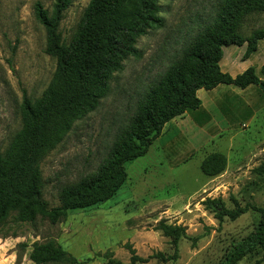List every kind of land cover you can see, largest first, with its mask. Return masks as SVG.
Here are the masks:
<instances>
[{
  "label": "rangeland",
  "instance_id": "374dc122",
  "mask_svg": "<svg viewBox=\"0 0 264 264\" xmlns=\"http://www.w3.org/2000/svg\"><path fill=\"white\" fill-rule=\"evenodd\" d=\"M91 0H73L59 23L62 42L70 44ZM40 2L52 16L58 0H0V151L22 127L25 97L36 99L49 86L57 60L46 53L47 32L36 17ZM163 26L140 37L139 56L123 61L111 91L99 107L76 121L71 131L40 164L43 195L60 205L64 188L91 178L109 157L120 134L135 117L139 103L216 18L221 0H159ZM264 28V13L247 15L240 32L249 36ZM247 46V45H246ZM237 48V45L234 46ZM258 55L264 60V47ZM234 55V59H235ZM235 71V70H234ZM264 73V68H263ZM258 76L262 75L261 69ZM167 131L144 157L126 164L128 180L102 205L72 210L56 224L47 219L23 222L13 212L0 228V264H32L35 243L55 240L80 264H222L233 245L261 223L264 175V111L235 132H222L209 146L167 147ZM192 150V149H191ZM227 156L226 170L214 177L201 170L211 153ZM222 200L233 210L249 211L222 222L207 201ZM165 220L184 226L187 237L178 248L158 229ZM25 244V247L22 245ZM237 264H264L259 249Z\"/></svg>",
  "mask_w": 264,
  "mask_h": 264
},
{
  "label": "trees",
  "instance_id": "16d2710c",
  "mask_svg": "<svg viewBox=\"0 0 264 264\" xmlns=\"http://www.w3.org/2000/svg\"><path fill=\"white\" fill-rule=\"evenodd\" d=\"M72 2L58 0L52 16L40 2L35 5L36 17L47 32L45 51L56 58L57 68L42 96L25 97L22 127L8 148L0 151V228L13 212L23 222L41 217L56 224L69 211L93 209L113 198L128 180L126 164L144 157L168 123L201 107L199 89L212 90L221 84L246 88L255 84L264 91V80L255 68L232 76L220 66L225 46L246 44L244 58L257 51L264 39V28L253 30L249 36L243 35L240 28L247 15L264 13V0H221L213 23L139 103L130 126L117 138L96 174L64 188L60 205L51 207L43 195L41 162L76 121L95 111L108 96L123 61L131 55L139 56V38L154 26L164 25L159 0H91L73 40L65 44L58 29ZM227 163L225 154L214 152L203 160L201 170L206 176H218L226 170ZM254 171L264 175V163ZM207 204L219 222L225 217L235 220L249 211V206L230 210L220 199H209ZM158 229L172 239L176 248L187 237L186 227L170 225L165 220ZM259 249H264V211L259 226L233 245L222 264H237ZM137 259L134 256L132 264H137ZM30 260L32 264H80L53 239L35 243Z\"/></svg>",
  "mask_w": 264,
  "mask_h": 264
},
{
  "label": "crops",
  "instance_id": "0c3cea01",
  "mask_svg": "<svg viewBox=\"0 0 264 264\" xmlns=\"http://www.w3.org/2000/svg\"><path fill=\"white\" fill-rule=\"evenodd\" d=\"M229 45L223 48L220 66L223 72L232 76L244 73L249 68L261 69V80H264V60L258 55L264 47L260 40L258 49L250 57L244 58L247 46ZM234 55L235 59H234ZM235 70V71H234ZM198 97L202 105L199 109L189 110L168 123L161 136L155 141L161 142L167 134V147L175 149L178 145L191 147L197 151L209 146L222 132H235L255 120L258 113L264 111V91L258 85L240 88L236 85L221 84L212 90L199 89ZM177 146V147H178Z\"/></svg>",
  "mask_w": 264,
  "mask_h": 264
}]
</instances>
